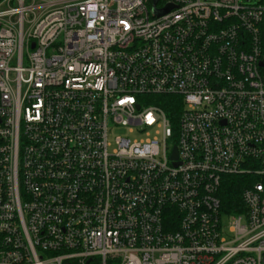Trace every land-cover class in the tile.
I'll return each mask as SVG.
<instances>
[{
    "label": "built area",
    "instance_id": "2783aa9c",
    "mask_svg": "<svg viewBox=\"0 0 264 264\" xmlns=\"http://www.w3.org/2000/svg\"><path fill=\"white\" fill-rule=\"evenodd\" d=\"M0 264H264V0H0Z\"/></svg>",
    "mask_w": 264,
    "mask_h": 264
},
{
    "label": "trees",
    "instance_id": "16d2710c",
    "mask_svg": "<svg viewBox=\"0 0 264 264\" xmlns=\"http://www.w3.org/2000/svg\"><path fill=\"white\" fill-rule=\"evenodd\" d=\"M149 101L159 106L168 117L174 132L177 126L182 103L178 95H160L150 97ZM253 177L244 175H224L218 190L220 209L227 213H238L243 211L241 194L243 188L250 184Z\"/></svg>",
    "mask_w": 264,
    "mask_h": 264
},
{
    "label": "rangeland",
    "instance_id": "374dc122",
    "mask_svg": "<svg viewBox=\"0 0 264 264\" xmlns=\"http://www.w3.org/2000/svg\"><path fill=\"white\" fill-rule=\"evenodd\" d=\"M147 131L150 133V137L152 135V131L146 129L145 131H140L137 129L130 130L129 127L124 126H114L109 129L108 132V142L110 143V149L114 146V139L118 136L128 137L131 141L140 140L147 137ZM229 222L228 217L222 218V224L225 228H227Z\"/></svg>",
    "mask_w": 264,
    "mask_h": 264
},
{
    "label": "water",
    "instance_id": "95a60500",
    "mask_svg": "<svg viewBox=\"0 0 264 264\" xmlns=\"http://www.w3.org/2000/svg\"><path fill=\"white\" fill-rule=\"evenodd\" d=\"M171 6H166L165 8H162V9H159V10H156V9H153V12L156 14V15H161L165 12H167L169 9H170ZM172 158H175L176 157V149L175 147H173V151H172Z\"/></svg>",
    "mask_w": 264,
    "mask_h": 264
},
{
    "label": "bare ground",
    "instance_id": "6f19581e",
    "mask_svg": "<svg viewBox=\"0 0 264 264\" xmlns=\"http://www.w3.org/2000/svg\"><path fill=\"white\" fill-rule=\"evenodd\" d=\"M227 213V212H226Z\"/></svg>",
    "mask_w": 264,
    "mask_h": 264
}]
</instances>
